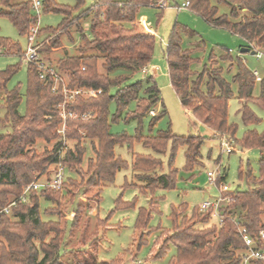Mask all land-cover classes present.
<instances>
[{"label":"trees","instance_id":"16d2710c","mask_svg":"<svg viewBox=\"0 0 264 264\" xmlns=\"http://www.w3.org/2000/svg\"><path fill=\"white\" fill-rule=\"evenodd\" d=\"M157 1L159 0H96L91 7L74 15L73 9L68 6L54 0H43L45 12L54 11L64 15L58 28L49 29L52 33L67 31L72 24L90 17V36L79 24L83 44L80 45L78 54L69 55L66 51L55 67L67 73L70 89L79 87L101 90L88 97L78 94L66 105L67 111L78 116L88 111L91 116L88 119L76 117L67 120L66 135L69 142L62 158L58 154L62 141L57 133V128L62 123L58 107L64 99L62 85L53 89V77L48 75L46 79H41L39 67L35 63H27V108L22 114L19 111L22 94L18 89H7V83L17 68L10 66L0 70V93L4 95L6 108L5 118L1 120L11 126L10 131L0 133V209L17 200L9 213H0V264H131L125 263L123 259L118 262L96 259L90 262H65L61 258L63 237L60 222L46 221L41 216V201L60 204L62 188L32 189L26 200H21L20 197L31 183L52 181L59 164L81 177L77 181L65 175L64 187H96L100 197L103 187L113 183L116 173L129 167L128 162L116 155L115 146L125 143L131 149L135 141H141L157 153H164L169 143L171 144L169 172L160 171L162 163L159 159L151 155L135 154L132 160L133 179L127 183L144 194L152 195L149 208L139 209L135 227L141 232L147 230V234L154 231L158 233L156 243L159 245L162 242L157 252L160 258L172 243L176 254L171 264H241L246 245L239 227H245L248 234L257 240V247L264 249V241L259 235L264 228L261 217L264 212V134L260 135L253 130L245 133L240 144L244 148L258 147L261 150L260 174L258 177L253 176L249 169L244 174L249 183L247 189L224 193L232 195L234 200L221 207V222L218 218V221L212 222V208L201 211L198 206L188 211V204H182L171 208L172 230L148 226L151 212L156 209L157 204L155 190L176 187L178 169L173 167V163L177 150L180 147L185 149V170H192L202 163L201 146L204 142L201 135L181 136L170 130L146 137L140 131L135 136H129L116 135L110 130L111 101L114 100L118 106L113 115L114 121L120 118L123 109L131 101H136L137 109L127 113L126 120L137 119L139 122L160 101V90L153 76L146 77L147 86L143 96L140 95L142 81L126 84L124 81L127 77L113 76L119 69L135 73L149 65L155 34L142 32L137 28V12L140 6ZM187 1V8L203 16L210 24L237 34L246 41L245 46L255 50L259 45L264 47V0ZM81 4L83 0H78V6ZM221 4L229 7V14H219ZM242 10H246L245 13L241 14ZM32 11L30 0H0V15L8 17L21 35H28L31 27L36 24L37 17ZM126 23L134 26L128 27ZM59 46V35L50 45H45L47 50ZM0 49L7 54H21L17 43L2 36ZM100 60L103 61L101 67L104 73L98 68ZM210 60L213 63L211 67L207 65L201 72L193 71L191 51L182 48L177 25L173 28L167 48L168 74L182 106L216 134L234 138L236 126L228 120L232 86L223 77L222 68L215 66V58L211 57ZM233 80L238 83V99L244 102L240 108L243 121L246 124L258 122L259 119L246 104L247 101L254 100L252 94L256 75L238 60ZM204 84L205 89L202 88ZM114 86L118 90L113 95L110 90ZM256 102L264 107V78L261 95ZM165 113L166 110L156 113L152 116L151 123L154 124ZM41 141L51 143L52 146L40 154L37 148ZM89 147L93 156L87 159L86 169H83ZM37 173L40 175L36 176ZM45 173L47 175L42 179ZM224 179L225 173L217 178V184L220 185ZM117 205L120 208L130 206L128 202L121 200L117 201ZM44 213L57 214L50 206L44 209ZM139 238L140 246L144 237ZM251 264H264V260L253 259Z\"/></svg>","mask_w":264,"mask_h":264},{"label":"rangeland","instance_id":"374dc122","mask_svg":"<svg viewBox=\"0 0 264 264\" xmlns=\"http://www.w3.org/2000/svg\"><path fill=\"white\" fill-rule=\"evenodd\" d=\"M54 1L73 9L74 15L91 7L96 2V0H83V4L78 6V0ZM186 1L168 0V6L164 8L142 5L138 9L137 28L142 32L155 34V45L149 68L157 67V71L146 74L141 70L130 73L119 69L113 73V76L127 77L124 81L126 84L142 81L141 96L147 86L146 77L153 76L160 90V101L153 110L155 114L166 110V113L154 124L151 123V120L155 114L149 113L145 114L140 122L137 119L126 120L127 113L137 109V102L133 100L123 109L120 118L114 121L113 115L116 114L118 106L113 100L109 104V123L113 134L135 136L140 131L141 135L146 137L156 136L161 131L170 130L176 135H201L204 137L201 146L202 163L196 165L192 170H185V149L180 147L177 150L173 163V167L178 169L176 187L155 190L154 197L157 198V204L156 209L151 212L148 225L150 228L160 227L172 230L171 208L173 205L188 204V211H191L193 207H198L203 201H213L219 197L222 183L227 184L233 191H241L248 188L249 183L244 174L249 169L253 176L258 177L260 174L261 150L258 147L244 148L240 141L248 130H253L260 135L264 134V107L256 102V99L261 95V83L264 78V47L259 45L255 54L241 52V48L246 45L244 39L226 28L210 24L203 16L190 8L181 7ZM178 6L181 8L179 9ZM245 11L242 10L241 14ZM32 12L37 17L36 25L40 29L35 43H42L39 48L40 58L48 64L57 66L58 59L62 58L66 51L69 55L78 54L79 47L83 44L79 24L90 36V17L83 18L78 24H72L67 31L52 33L49 29L58 28L64 15L54 11L45 12L43 9L40 14H37L36 11ZM219 14H229V7L225 4L219 5ZM126 25L134 26L131 23H126ZM176 25L182 48L190 50L194 59L192 70L201 72L205 66L211 67L213 63L210 59L213 57L217 62L215 66L222 68L223 77L231 83L233 96L229 101L228 120L229 123L236 126L234 138L218 135L207 125L197 120L191 111L184 109L171 86L167 48L170 34ZM58 35L61 46L47 50L45 45H50ZM0 36L17 43L21 49V54H7L0 51V70L16 66V72L7 83V89H18L22 94L19 111L23 114L27 108L28 64L22 54L29 44L28 36L21 35L10 19L3 15H0ZM238 60H241L256 75L252 94L254 100H249L246 104L259 119L258 122L246 124L240 112L244 102L238 99V83L233 80L237 73ZM102 62V60L99 61L98 68L100 72L104 73L101 67ZM62 73L67 80V73ZM202 88L205 89V84ZM117 90V86L112 87L110 94L114 95ZM5 115L4 95L0 93V133L11 130L10 124L1 120L5 118ZM51 146V143L39 142L38 153L41 154L44 149H50ZM115 153L128 162L129 167L120 169L116 173L113 183L103 187L100 197L96 187L87 185L64 187L63 184L60 204L41 201L42 218L46 221L57 220L61 224L63 237L61 258L70 263L75 261L90 262L94 259L118 262L123 259L125 263L131 264H138V261L143 264H171L176 254L174 244L170 243L163 257L160 258L157 252L162 242L157 246L158 233L154 231L147 234V230L141 232L135 227L139 209L149 208L152 195L144 194L138 188L127 185L133 179L132 160L135 154L151 155L159 159L162 163L160 171L169 172L171 144L169 143L164 153H157L151 147H146L141 141H135L131 149L125 143L117 144ZM91 156H93V151L89 147L82 165L83 169H86L87 159ZM215 170L219 171L216 174V180L225 173V179L220 185L216 180H209L208 171ZM64 173L77 181L81 179L79 175L67 168L64 169ZM39 175L40 173L36 174V176ZM45 175L47 174L45 173L42 179H45ZM118 200L128 202L130 206L120 208L117 205ZM49 206L53 207L57 214H45L44 209ZM261 217L264 224V212ZM216 221H218L217 217L212 218V222ZM141 236L144 237V241L139 246V237Z\"/></svg>","mask_w":264,"mask_h":264},{"label":"built area","instance_id":"2783aa9c","mask_svg":"<svg viewBox=\"0 0 264 264\" xmlns=\"http://www.w3.org/2000/svg\"><path fill=\"white\" fill-rule=\"evenodd\" d=\"M32 4V10L36 11L37 14H40L41 10L44 7L43 0H30ZM189 4L188 1L182 4L181 7H187ZM151 5L153 6H158L161 8L167 7L168 6V0H159L157 2H153ZM178 6V8H181ZM40 29L38 25L34 24L31 29L28 36L29 44L27 46L26 51L22 54V57L27 61V63H35L39 69H40V78L41 79H46L48 75H51L53 77V80L55 82V85L53 89H56L59 87V85H62V90L64 94V99L62 103L58 105L60 109V116L62 118V123L60 126L57 128V133L59 135L60 140L62 141V147L58 151L59 157L62 158L64 156V151L65 148L68 144V139L66 135V131L68 129L67 126V120L69 118H76L80 117L82 119H88L91 116V112H84L80 116H78L76 113H73L71 111H67L66 105L73 101L76 95L82 94L86 97L88 96H93L96 95L97 93H100L101 90H95V89H85V88H79L75 87L74 89H70L68 87V79L66 80L63 77V73L59 71L55 66L46 63L40 58V53H39V48L42 43H35V40L38 36ZM150 114L154 115L155 112L154 110L150 111ZM219 172L218 170L215 171H208V177L210 181H215L216 180V174ZM64 178H65V173H64V168L61 164L58 165V170L55 173L52 181H45L44 183L40 182H33L31 183L22 193L20 199L21 200H26L28 197V193L30 190H39L45 187H51L53 189H61L64 183ZM221 189V195L217 197L213 201H203L200 205L199 208L201 211H206L210 208L213 209V217H217L220 222L223 220V215L221 214V207L226 205L227 203L233 201V196L232 195H224L226 192L233 191L230 189V187L227 184L222 183L220 186ZM17 200L12 201L8 206L0 209V213L6 212L9 213L10 209L12 206L16 204ZM239 231L243 236V240L246 245V252L243 261L241 264H251V260L253 259H260L264 260V249L258 248L257 247V240L250 236L248 234L247 230L245 227H239ZM260 239L264 241V228L260 231L259 233ZM138 264H143L141 261H138Z\"/></svg>","mask_w":264,"mask_h":264},{"label":"crops","instance_id":"0c3cea01","mask_svg":"<svg viewBox=\"0 0 264 264\" xmlns=\"http://www.w3.org/2000/svg\"><path fill=\"white\" fill-rule=\"evenodd\" d=\"M143 73L151 74L157 71V67H153L152 69L149 68V65L141 70ZM214 133V132H213ZM158 246V245H157Z\"/></svg>","mask_w":264,"mask_h":264},{"label":"water","instance_id":"95a60500","mask_svg":"<svg viewBox=\"0 0 264 264\" xmlns=\"http://www.w3.org/2000/svg\"><path fill=\"white\" fill-rule=\"evenodd\" d=\"M241 52H251L252 54H255L256 50L255 49H251L250 47H247V46H243L241 48Z\"/></svg>","mask_w":264,"mask_h":264}]
</instances>
